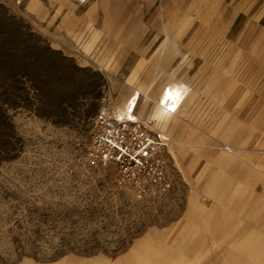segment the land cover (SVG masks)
<instances>
[{"label":"rangeland","instance_id":"374dc122","mask_svg":"<svg viewBox=\"0 0 264 264\" xmlns=\"http://www.w3.org/2000/svg\"><path fill=\"white\" fill-rule=\"evenodd\" d=\"M75 1L80 17L67 2L0 0V264H264L248 255L264 208L240 205L264 201V0ZM174 84L189 93L165 113ZM103 89L116 109L138 91L136 110L170 136L165 189L138 197L115 165L88 161ZM216 175L232 184L220 201ZM190 215L202 251L133 255Z\"/></svg>","mask_w":264,"mask_h":264},{"label":"built area","instance_id":"2783aa9c","mask_svg":"<svg viewBox=\"0 0 264 264\" xmlns=\"http://www.w3.org/2000/svg\"><path fill=\"white\" fill-rule=\"evenodd\" d=\"M139 95L134 91L123 108L116 109L108 90H102L86 156L93 166L115 165L118 183L132 186L138 197H142L153 187L169 186L164 152L171 140L153 116L138 115ZM171 101L160 100V105L167 113L174 114L183 97L176 104Z\"/></svg>","mask_w":264,"mask_h":264},{"label":"bare ground","instance_id":"6f19581e","mask_svg":"<svg viewBox=\"0 0 264 264\" xmlns=\"http://www.w3.org/2000/svg\"><path fill=\"white\" fill-rule=\"evenodd\" d=\"M223 16L225 17V15H223ZM188 91H189L188 86L185 85V84L169 85L168 88H165V90H164V92L162 94V98L160 100H168V99H170V100H172L171 101L172 104H174V103L176 104L178 99H180V97H183V99L186 97ZM163 110H164L165 113H167V111L164 108H163ZM261 173H263V175H264V171H262ZM250 177H252V175ZM223 181H225V179L223 177L216 175V176H214L212 178V180L209 182V185H208V193L210 195H217V197L219 198V201L221 199H223V197H224V195L226 193L225 191H227V189L230 188L231 185H232L231 182H230V184H227V183H225ZM229 181H232V180H229ZM259 181L261 182L260 186L264 190V176H260ZM252 196H253V194H252ZM254 197L256 198V196H254ZM255 198H254L253 201H250V200H247V199L243 200V201H240V205H242V204L244 205V203H245V204H248L251 207L255 206V207H259V208H262V207L264 208V201L261 200V202H259ZM190 216H188V217H190ZM194 218L191 216L190 219L188 218V221H187V223L185 225L180 226L178 228L175 227V229L179 233L176 234V235H174V234L168 235V236L173 235V236L169 237L168 239H166L165 236L163 237V236H158V235H157L158 237L157 236H149V237H147L145 239V241L143 242V248H140V247L136 248L133 251V253H134L133 255L134 256H141V257H144V258H147V257H150V258H152V257H162V258H168V259L169 258H174L175 259V257H176V258H180V259H186L185 256L187 254H191L192 252H196V251H202V248L206 245V244L204 245V243H207V242H201L203 240V238H202L203 236H201L200 233H198L199 230H200L199 229L200 227L198 228L197 224L195 223L196 220ZM186 228H189V230L186 229ZM177 235L181 236L180 240L177 239ZM254 238H256L254 235H252L250 237V239H254ZM194 239H195V241L193 243H191L192 245L194 244L193 247L190 244H185L181 248H179L178 251L175 249V246H176L177 243L184 242V241H187V240L191 241V240H194ZM229 239H231V236L229 237ZM244 239H247V238L244 237ZM249 246L252 247V249L250 250L248 255H251V256H253V255L254 256L264 255V243H261L260 246L258 244H256L254 246V243H251ZM248 247H245L243 250L247 249ZM224 252H225V254L221 253V255H227V256L231 257V255L235 254V253H233V250H231L229 248H226ZM242 252L241 251L237 252L236 255L239 256ZM202 257L205 258L206 255H202ZM202 257H200V258H202ZM200 260L201 259H196V258L192 257L191 259H189L186 262V264H200L199 263ZM201 264H203V263H201Z\"/></svg>","mask_w":264,"mask_h":264},{"label":"crops","instance_id":"0c3cea01","mask_svg":"<svg viewBox=\"0 0 264 264\" xmlns=\"http://www.w3.org/2000/svg\"><path fill=\"white\" fill-rule=\"evenodd\" d=\"M54 1H56L58 3H61V2L66 3L67 2L65 5H69L68 10H69V13L71 15H74L75 17H80V15H82L80 12H77L78 11V6L76 4H78V2H76L75 0H54ZM101 4H102V6L104 8V11L109 12L108 9H107V7L110 5V2L108 3L107 0H103L101 2ZM88 11L89 12L86 13V15L91 16V17H94L93 12L95 11V9L92 8L91 11L90 10H88ZM84 15H85V13H84ZM188 93H187V95H188ZM137 113H138V115L140 117H145V116H148L149 115V114L148 115L142 114V113H140V111H137Z\"/></svg>","mask_w":264,"mask_h":264}]
</instances>
